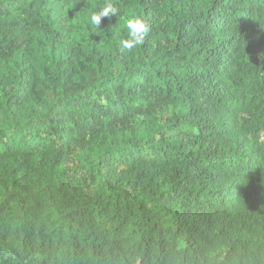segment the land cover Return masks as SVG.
I'll return each instance as SVG.
<instances>
[{
	"label": "trees",
	"instance_id": "1",
	"mask_svg": "<svg viewBox=\"0 0 264 264\" xmlns=\"http://www.w3.org/2000/svg\"><path fill=\"white\" fill-rule=\"evenodd\" d=\"M92 2L0 0V264H264V0Z\"/></svg>",
	"mask_w": 264,
	"mask_h": 264
},
{
	"label": "clouds",
	"instance_id": "2",
	"mask_svg": "<svg viewBox=\"0 0 264 264\" xmlns=\"http://www.w3.org/2000/svg\"><path fill=\"white\" fill-rule=\"evenodd\" d=\"M118 13H120V9L114 6L110 0H105L103 3H97L93 0L85 16V23L90 28L98 29L102 18L117 16ZM121 20L122 23L120 27L123 29V34H120L118 28L115 30L116 36L119 37L118 43L115 36H113L112 39L113 43L117 44V52L120 55H125L133 50L139 49L145 43L150 29L146 21L134 13L122 14ZM111 35L110 33V36Z\"/></svg>",
	"mask_w": 264,
	"mask_h": 264
}]
</instances>
